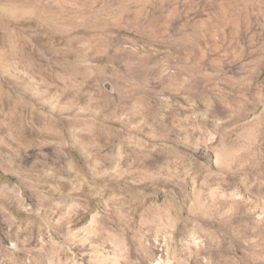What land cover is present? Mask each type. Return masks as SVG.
Instances as JSON below:
<instances>
[{"label":"rangeland","instance_id":"1","mask_svg":"<svg viewBox=\"0 0 264 264\" xmlns=\"http://www.w3.org/2000/svg\"><path fill=\"white\" fill-rule=\"evenodd\" d=\"M0 264H264V0H0Z\"/></svg>","mask_w":264,"mask_h":264}]
</instances>
